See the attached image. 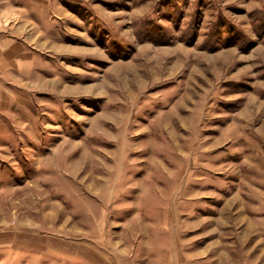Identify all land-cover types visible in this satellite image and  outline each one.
<instances>
[{"label": "rangeland", "instance_id": "obj_1", "mask_svg": "<svg viewBox=\"0 0 264 264\" xmlns=\"http://www.w3.org/2000/svg\"><path fill=\"white\" fill-rule=\"evenodd\" d=\"M150 245L264 264V0H0V264Z\"/></svg>", "mask_w": 264, "mask_h": 264}, {"label": "crops", "instance_id": "obj_2", "mask_svg": "<svg viewBox=\"0 0 264 264\" xmlns=\"http://www.w3.org/2000/svg\"><path fill=\"white\" fill-rule=\"evenodd\" d=\"M141 251V250H140ZM124 252V251H123ZM121 250H118L116 255L108 254L106 256H101L97 263L98 264H165L164 259L165 254L163 249H156L153 246H147L144 250V255H139L133 253L132 250H127L123 253ZM89 260V259H87ZM93 264V261H87L85 264ZM95 263V264H97Z\"/></svg>", "mask_w": 264, "mask_h": 264}]
</instances>
